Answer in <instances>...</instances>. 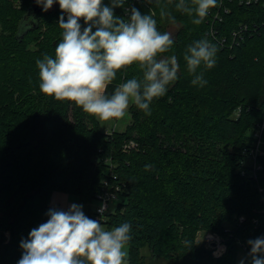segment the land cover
<instances>
[{"label": "trees", "instance_id": "1", "mask_svg": "<svg viewBox=\"0 0 264 264\" xmlns=\"http://www.w3.org/2000/svg\"><path fill=\"white\" fill-rule=\"evenodd\" d=\"M177 2L126 0L125 8L154 14L161 32L173 25L162 8L176 18L165 55L177 56L179 78L152 102L150 116L133 105L126 129L107 134L73 103L39 91L36 60L53 55L62 38L58 3L45 12L35 0H0V264H17L21 240L47 221L53 192L82 206L96 200L108 161L122 201L101 223L131 224L128 264H146L144 248L172 264H238L239 252L251 264L247 241L264 237V156L254 179L244 151L264 118V0H217L200 25ZM114 11L125 17L124 8ZM204 38L219 51L212 69H198L207 84L193 86L183 54ZM140 76L130 66L107 91ZM129 142L135 146L123 151ZM83 212L91 218L92 210ZM200 232L218 235L225 253L198 246Z\"/></svg>", "mask_w": 264, "mask_h": 264}, {"label": "clouds", "instance_id": "2", "mask_svg": "<svg viewBox=\"0 0 264 264\" xmlns=\"http://www.w3.org/2000/svg\"><path fill=\"white\" fill-rule=\"evenodd\" d=\"M35 3L45 12L58 3L62 13L58 23L62 38L54 54H44L36 60L39 91L46 97L71 102L100 121L123 119L133 105L150 116L152 102L165 96L179 78L177 56L165 55L175 43L173 33L161 32L154 14H142L136 7L125 8L126 0H110L107 5L104 0ZM217 6V0H178L175 9L188 16L194 14L192 23L200 25ZM116 8H124L130 15L117 16ZM160 15L176 24V18L163 8ZM218 51V46L207 38L186 49L183 59L193 86L207 84L204 72L198 69H212ZM133 65L139 69L140 78L119 83L109 94L107 89L117 74ZM150 167L146 165V169ZM82 208L75 203L67 210L50 208L47 221L21 240L22 255L17 264H128L131 224L124 222L108 229L101 223L106 211L103 205L99 220L86 216ZM247 244L251 264H264V237L250 239Z\"/></svg>", "mask_w": 264, "mask_h": 264}, {"label": "rangeland", "instance_id": "3", "mask_svg": "<svg viewBox=\"0 0 264 264\" xmlns=\"http://www.w3.org/2000/svg\"><path fill=\"white\" fill-rule=\"evenodd\" d=\"M17 8H19V4L17 3ZM177 30V26L176 25H170L168 31H171L174 35V33ZM0 34H1V27H0ZM131 107V106H130ZM130 108L128 110V113L126 114V116L123 119H119V120H110V121H100L98 119L97 122L99 124L100 129L107 134H110L111 132L115 131V132H122L126 129V127L129 125L130 123ZM239 116V110H236L233 114H232V118L236 119ZM258 164L259 161H258ZM262 168V166H261ZM241 169V167L239 168ZM262 170V169H261ZM258 175V174H257ZM122 199L119 198L118 201H115L113 204H111V208H113L118 202H121ZM78 204L80 205L78 198L75 195L72 194H67V193H63V192H53L51 197H50V205L51 207H57V208H61L64 210H67V208L71 205V204ZM99 205V202L97 200H94L93 202H91L90 205H86L83 206L82 210H89V211H94L95 208ZM206 235L207 232L203 233L200 232L197 237H196V244L198 246H203L204 248L208 249L211 251L213 256H220L222 254L225 253V246L222 244L221 238L216 235V237L218 238L217 242L218 245L212 246V244L207 242L206 239ZM127 250H129L128 246H127ZM142 254L144 256L145 259V263L146 264H172V263H168L165 261H161V260H153V258H151V255L149 253V251L144 248L142 251ZM244 257V253L243 252H239L238 253V261L237 263L240 264V262L242 261Z\"/></svg>", "mask_w": 264, "mask_h": 264}, {"label": "built area", "instance_id": "4", "mask_svg": "<svg viewBox=\"0 0 264 264\" xmlns=\"http://www.w3.org/2000/svg\"><path fill=\"white\" fill-rule=\"evenodd\" d=\"M126 8H131V6H127ZM130 15V13L125 12V18ZM114 132V131H113ZM112 133V132H111ZM110 133V134H111ZM253 137V147L249 150L244 151L245 158L249 160L250 168L249 174L252 178L256 179L257 174L261 171V165L258 164V158L260 156H264V118L256 125L255 131L252 134ZM135 144L133 142H129L123 147V151H129L133 148ZM108 178L103 182V189L100 194L97 195L96 200L99 202V205L92 211L91 218L92 219H100L99 209L103 205L106 208L103 218L101 222L104 221L105 216L112 211L111 204L119 199V193L121 191V187L116 184V175L113 173L114 166L110 161H108ZM244 170V169H243ZM242 170V175L245 173ZM261 191V190H260ZM207 242L210 244L218 245V238L216 235L207 233L206 235Z\"/></svg>", "mask_w": 264, "mask_h": 264}, {"label": "water", "instance_id": "5", "mask_svg": "<svg viewBox=\"0 0 264 264\" xmlns=\"http://www.w3.org/2000/svg\"><path fill=\"white\" fill-rule=\"evenodd\" d=\"M212 246H215V244H212Z\"/></svg>", "mask_w": 264, "mask_h": 264}]
</instances>
